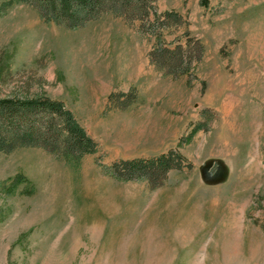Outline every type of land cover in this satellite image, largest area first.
<instances>
[{
  "label": "rangeland",
  "instance_id": "374dc122",
  "mask_svg": "<svg viewBox=\"0 0 264 264\" xmlns=\"http://www.w3.org/2000/svg\"><path fill=\"white\" fill-rule=\"evenodd\" d=\"M148 7L66 27L0 0V97L61 100L94 141L0 150V264H264V0ZM170 149L157 186L119 174Z\"/></svg>",
  "mask_w": 264,
  "mask_h": 264
},
{
  "label": "trees",
  "instance_id": "16d2710c",
  "mask_svg": "<svg viewBox=\"0 0 264 264\" xmlns=\"http://www.w3.org/2000/svg\"><path fill=\"white\" fill-rule=\"evenodd\" d=\"M32 4L45 20L66 27L83 25L102 10L143 18L155 0H10ZM166 20H177L178 14L165 11ZM190 47L181 43L173 47L157 45L150 52L151 60L162 68L179 67ZM197 49V48H191ZM41 145L67 158L78 159L94 151V141L61 100L35 95L0 97V150L11 151L19 146ZM180 154L170 149L149 158L122 160L119 174L124 178L142 177L154 187L166 173L180 167ZM117 164L112 165V170Z\"/></svg>",
  "mask_w": 264,
  "mask_h": 264
}]
</instances>
